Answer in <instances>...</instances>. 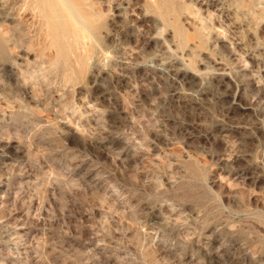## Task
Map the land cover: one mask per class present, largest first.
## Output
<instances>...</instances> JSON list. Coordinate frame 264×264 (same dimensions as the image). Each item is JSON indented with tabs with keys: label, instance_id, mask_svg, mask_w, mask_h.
Here are the masks:
<instances>
[{
	"label": "rangeland",
	"instance_id": "obj_1",
	"mask_svg": "<svg viewBox=\"0 0 264 264\" xmlns=\"http://www.w3.org/2000/svg\"><path fill=\"white\" fill-rule=\"evenodd\" d=\"M0 264H264V0H0Z\"/></svg>",
	"mask_w": 264,
	"mask_h": 264
},
{
	"label": "bare ground",
	"instance_id": "obj_2",
	"mask_svg": "<svg viewBox=\"0 0 264 264\" xmlns=\"http://www.w3.org/2000/svg\"><path fill=\"white\" fill-rule=\"evenodd\" d=\"M25 6V5H24Z\"/></svg>",
	"mask_w": 264,
	"mask_h": 264
}]
</instances>
